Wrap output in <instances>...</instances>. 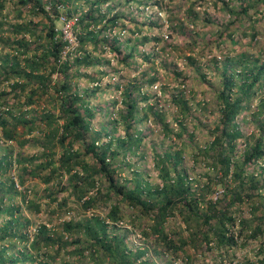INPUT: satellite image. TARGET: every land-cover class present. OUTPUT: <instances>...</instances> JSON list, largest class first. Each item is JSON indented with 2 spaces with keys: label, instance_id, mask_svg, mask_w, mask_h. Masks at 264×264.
I'll list each match as a JSON object with an SVG mask.
<instances>
[{
  "label": "trees",
  "instance_id": "obj_1",
  "mask_svg": "<svg viewBox=\"0 0 264 264\" xmlns=\"http://www.w3.org/2000/svg\"><path fill=\"white\" fill-rule=\"evenodd\" d=\"M9 1L12 10L6 12ZM78 1L0 0V174L5 175L17 165L16 176L0 177V217H7L0 221V264H57L61 250L74 243L78 245L68 253L82 255L89 245L92 256L101 252L104 258H111L110 264H150L145 260L148 251L155 257L163 256L168 264H177L176 256L185 259L183 264L216 257L227 258L233 264H264V94L258 96L250 115L255 130L240 150L236 148L242 135L243 112L263 85L264 60L259 62L260 55L240 52L232 57L226 55L221 61L220 86L214 90L220 115L212 130L213 138L196 151L208 161L203 174H189L183 166V146H179L170 152H155L160 184L150 185L134 172L133 184L128 185L121 181L118 171L131 167L126 155L141 142V136L136 135L140 133L135 114L137 98H149L143 91L145 82L131 81L121 90L123 108L118 115L124 135L117 134L116 120L109 132L94 129L92 121L98 111L91 106L90 97H94L102 77L107 75L99 69L109 62L101 58L104 51L112 52L128 65L135 45L123 44L120 32H113L116 27L125 29V23L112 7L106 5L101 10L108 0H82L85 9ZM229 1L221 0L230 23L221 27L217 36H208V40L216 46H226L227 41L235 43L233 35L239 31L251 37L249 43H258L255 38L261 32L259 23L264 25V0H235L234 7ZM137 3L146 5L144 0ZM153 5L162 9L159 0H153ZM194 5L191 2L181 14V7L171 9L167 19L168 27L191 39V43L197 41L186 20L198 17ZM75 14L72 30L78 47L61 62L66 42L55 29L56 22L59 15L70 18ZM146 40L143 36L139 41L143 44ZM192 57L189 55V59ZM87 68L92 72H85ZM81 77L93 83V88L80 90L77 80ZM146 81L153 85L156 77L152 74ZM171 101L181 117L189 113L192 98H186L182 91L172 94ZM143 109L160 124L166 136L173 135L182 145L191 142L193 135L183 121H177L174 134L154 102ZM12 143L18 149L15 154ZM27 144L39 147L40 153L24 156L20 148ZM198 154L193 151V158ZM260 161V168L253 170ZM64 177L66 182L62 183ZM33 178L47 186L43 194L50 203L64 191L79 201L88 195L79 204L84 210L113 202L105 218L95 215L78 221L64 220L60 230L41 224L30 236L20 229L28 228L30 223L22 215L23 207L33 214L40 211V203L28 198L26 183ZM102 181L106 184L103 192ZM91 190L95 192L89 195ZM15 196L20 197L21 204L11 203ZM66 202L63 198L56 205L62 207ZM122 204L132 210L130 222L140 221L141 233L152 237L154 244L133 250L122 238L108 232L109 222L115 227L124 219ZM170 217L178 218V229L175 226V230H166ZM147 220L151 222L148 225ZM69 237L73 239L69 241ZM12 239L22 241L24 250L15 248L16 241L3 244ZM253 240H258L256 254L260 258L237 259V250Z\"/></svg>",
  "mask_w": 264,
  "mask_h": 264
},
{
  "label": "rangeland",
  "instance_id": "obj_2",
  "mask_svg": "<svg viewBox=\"0 0 264 264\" xmlns=\"http://www.w3.org/2000/svg\"><path fill=\"white\" fill-rule=\"evenodd\" d=\"M145 6L137 3L138 0H108L101 7L104 11L106 5L112 7L114 11L119 12L124 19L125 29L116 27L113 32H120V40L125 44L135 45L133 50V56L130 58L129 64L125 65L113 55L112 52L105 50L101 58L109 60L108 63H103L99 67L100 70L107 72L100 81L99 89L96 92V96L90 97L91 106L95 108L98 113L95 115V119L92 121V126L96 130L109 132L113 120L117 122V134L124 135V125L119 121L118 110L123 108L121 90L128 84V82L141 80L144 81L143 91L148 95V99H138V111L135 114L136 130L140 133H136L137 136H141V142L137 148L130 151L126 155V160L131 164L130 168L124 167L119 170V176L121 181L128 185H132L131 178L134 172H139V177L146 180L150 185H158L161 180L158 177L157 170L154 165L155 152L161 153L163 150L171 151L176 150L179 146H183L184 167L187 169L191 176L201 175L207 168L208 161L199 155L196 151L203 148L208 141L213 138L212 130L216 125V121L219 118L220 113L217 110L216 98L214 90H217L220 86V64L226 55L232 57L237 53L246 52L250 55L261 57V61L264 60V25L259 23L260 33L256 35L255 41L258 43H249L250 36L243 35L236 31L234 37H236L235 43L227 41L226 46H216L215 42L209 41L208 36H217L221 27L230 23V16L227 10L223 7L221 0H159L162 9L153 5V0H144ZM191 2H194V10L197 12L198 17L192 18L194 21L186 20L190 28L193 38L197 42H192L191 39H186L179 33L170 29L167 25V19L171 9L181 7L180 14L185 10ZM78 3L83 4L82 9L86 8L84 1L80 0ZM235 0H230V7H234ZM11 1L6 3V9H11ZM177 14V13H176ZM178 17V15H176ZM195 24H194V23ZM246 24V23H245ZM194 26V27H193ZM61 27L60 21L56 22V28ZM196 34V35H194ZM146 36L145 43H140V39ZM129 40V41H128ZM262 51V52H261ZM189 55L193 56L189 59ZM217 59V62L214 61ZM98 68V67H96ZM85 70V69H82ZM93 69L87 68L85 72L90 73ZM154 74L156 81L153 85L147 83V78ZM144 78V79H143ZM263 85L260 89H257L252 96L248 110L243 112L244 121L240 124L242 135L238 139L237 150L243 147V143L248 136L255 130V124L251 119V112L254 111L258 96L264 94V79H262ZM79 89H91L93 83H90L86 78L81 77L77 80ZM119 84V87L115 88ZM182 91L186 98H192L190 101L191 109L185 117H181L178 109L172 104L171 95ZM156 104V111L162 114V118L166 122H169L174 129V134L177 132V121H183L186 124V130L188 133H192V140L187 141L185 145H182V141L173 135L166 136L161 129L158 122H155L153 116L143 108L147 104ZM198 102L200 105H198ZM41 102V107H42ZM144 114H148L143 117ZM27 137V136H26ZM186 138L188 134H185ZM12 143L15 154L17 152V146ZM1 146L5 148V144ZM11 147V146H10ZM9 149V148H7ZM170 149V150H169ZM4 150V149H3ZM21 153L24 156H30L39 154L41 149L34 145H24L20 148ZM195 151L198 154L197 158H193L192 152ZM3 155L2 149H0V157ZM262 161L259 162L255 169L258 170ZM17 165L14 164L10 170L0 177L4 176H16ZM120 181V182H121ZM66 182V177L63 178L62 183ZM54 184H49L50 190L53 189ZM47 186L38 179H31L26 183V188L30 190L28 198L36 199L40 203V211L37 213H29L28 210L23 207L22 215L27 218L30 223L28 228H21V231H26L31 236L35 229L41 225L46 224L48 228L54 230L60 227V223L64 220L74 219L81 220L83 218H90L95 215H99L105 218L108 206L113 201L110 200L107 203H100L98 207H89L84 210L79 204L88 197L86 195L82 200L72 195L69 191L60 192L56 202L50 203L48 197L44 196V190ZM102 192L105 190V182H100ZM18 189L21 187H17ZM94 190L89 192L94 193ZM63 198L67 200L66 204L62 207L56 205ZM14 205L21 204L19 196H15L11 201ZM50 204V205H49ZM49 205V206H48ZM123 206V204H122ZM55 211V212H54ZM130 208L122 207V214L124 219L118 221L115 227H112L109 221L108 232L111 235L116 234L119 238L124 240V243L133 250L139 246L144 247L145 244H154L152 237H146L141 233L142 225L140 221L134 220L130 222ZM7 218V217H6ZM5 218V219H6ZM3 216L1 220H5ZM146 225L150 224L149 220L146 221ZM178 218L170 217L167 222L166 230L178 229ZM1 223V222H0ZM182 228V226H181ZM18 231L21 232V231ZM148 231V230H147ZM84 237V236H83ZM73 237H69L68 240H72ZM16 249L24 250L23 242L13 240L9 242L4 240L3 244L15 242ZM78 244H69L66 249L61 250L57 264H110L111 258H104L102 253H94L92 256V248L89 245L86 246V251L80 254H70L67 251L73 250ZM258 247V240L249 241L246 247L238 249L236 252V258H260L256 254ZM44 251V249H42ZM10 254V251L8 252ZM42 256L40 255L39 258ZM173 258V257H170ZM110 259V260H109ZM145 260L150 264H168L163 256L155 257L151 255V251H148L145 255ZM177 264H183L185 259L181 256L175 257ZM203 261L205 263H203ZM20 264V263H17ZM27 264V263H26ZM198 264H233L228 261L227 258L221 260L219 257L209 259H199Z\"/></svg>",
  "mask_w": 264,
  "mask_h": 264
},
{
  "label": "built area",
  "instance_id": "obj_3",
  "mask_svg": "<svg viewBox=\"0 0 264 264\" xmlns=\"http://www.w3.org/2000/svg\"><path fill=\"white\" fill-rule=\"evenodd\" d=\"M76 18V14L72 15L70 18L65 17V15L58 16V21H60L61 27L59 29L55 27V29L61 32L62 40L66 42L65 49L60 55L61 62L65 61L69 54L75 53L77 50L78 39L75 37L72 30L76 22Z\"/></svg>",
  "mask_w": 264,
  "mask_h": 264
}]
</instances>
